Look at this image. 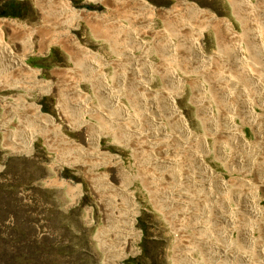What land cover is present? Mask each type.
I'll return each instance as SVG.
<instances>
[{"label": "rangeland", "instance_id": "obj_1", "mask_svg": "<svg viewBox=\"0 0 264 264\" xmlns=\"http://www.w3.org/2000/svg\"><path fill=\"white\" fill-rule=\"evenodd\" d=\"M118 1L0 0V13L9 15L7 20L16 22L14 25H8L9 35H6V31L1 27L0 42L6 40L12 52L21 57L27 66L34 69V76L31 78L27 70L14 64L13 73L9 74L8 81H4L9 83L8 86L0 87V95L3 96L0 98V264H115L113 251L115 248L124 249V245L120 244L121 240L115 235V229H111V221H109V218L112 221L115 219L112 217L119 218L117 221L120 223L124 221L115 211L116 205L135 212V230L139 234L138 240L133 245L135 250L121 256L118 264L182 263L178 259L180 258L178 253L175 254L177 247L182 245L177 243L183 240L181 236L183 229L179 230L182 223L175 218V208L167 200L165 202L162 196H158L160 194L158 191L166 190L165 181H169L170 176L164 173L165 188L161 189L163 186L156 188L149 180L150 176L158 174L156 173L158 169L146 163L152 151L146 150L148 148L143 146L138 135L136 137L129 135L130 131L127 127L118 125V128L112 124L111 120L107 118L104 120L105 118H101L98 113L96 118V113L87 116V112L82 110L86 104L102 109L107 114L112 112L107 107L108 100L101 96L102 94L96 95L94 92L93 89L97 86L95 82L98 81L94 83L93 81L95 77L97 80L105 77L101 81L108 83L110 87L115 86L112 77L115 76L116 68L113 69V67L117 65L126 67L122 64L123 62H119L120 64L115 62L123 46H121V38L117 36L118 33L115 34L116 26L121 18L130 20V13L139 12L133 8L135 0H120L119 3ZM143 1L148 3L157 15L151 16L143 12L142 19L152 20L156 29L167 32H172L176 17L181 16L179 14L181 10L185 13V2H190L198 9L207 11L214 18L232 19L234 25H237L233 14H237L238 8L231 4L234 0ZM65 3L77 11H84L83 18H76L59 8V6H65ZM125 5L128 6L125 7ZM174 10H177L179 16L175 15ZM117 13L120 15L118 16ZM126 19L121 20L126 24L128 21ZM109 35H112L114 39ZM115 36L118 39H115ZM144 37L149 39L148 34ZM115 42L116 45H114ZM202 43L207 52L214 50L217 45L215 34L207 33ZM81 50L87 52L89 50L104 60L101 61L104 70L100 68L95 73L96 71L87 69L83 63L90 60ZM148 56L155 60L157 58L154 52H148ZM79 62L83 66H80ZM112 63L116 65L113 66ZM74 65L80 67L81 72L76 70ZM116 87L120 86L116 85ZM73 88H76L75 91H72ZM77 89L83 91L84 96L77 93ZM70 97H73V101ZM84 97L89 100L86 102ZM189 97L190 92L186 88L184 95L177 98V101L184 110L192 129L202 133L203 126L195 117V108L190 103ZM185 106L187 109L184 108ZM36 113L41 114L39 117L42 118L49 117L50 123L41 125L36 121V116H33ZM121 126L123 128H120ZM245 131L247 136H250L248 129ZM133 146L136 147L133 148ZM147 153L148 158L145 156ZM135 154H140V157L143 155L144 159L138 158L139 156ZM212 158L208 157L207 161L211 162L216 171L223 174V164H221L223 162ZM113 162H119L121 166H117L118 169L112 167L115 166ZM144 163L147 165L145 166ZM139 174L143 177H139ZM224 174L227 178L228 175ZM145 183H147L146 186ZM113 184L121 186L125 192L134 195V206L127 202L129 200L124 199L127 196L124 197L123 190L110 189ZM152 185H154L153 188L149 187ZM151 189L156 192L152 194L154 191ZM154 200L156 202L164 200L165 205L162 202L155 203ZM170 209L174 210V214L169 212ZM166 220L167 223H165ZM169 225L174 231L172 228L169 230ZM188 232L189 230H183L182 234L190 237L192 232ZM174 239H177L176 242Z\"/></svg>", "mask_w": 264, "mask_h": 264}, {"label": "bare ground", "instance_id": "obj_2", "mask_svg": "<svg viewBox=\"0 0 264 264\" xmlns=\"http://www.w3.org/2000/svg\"><path fill=\"white\" fill-rule=\"evenodd\" d=\"M184 4L188 13L186 11L183 13L181 10L179 13L181 16L176 17L172 32H167L163 29H156L152 20L142 19L143 12L149 13L151 16L157 14L145 1L135 0L133 8L139 12H136L137 14L130 13V20L121 18L129 21L126 24L121 19L118 20L119 24L115 30V34L117 32L118 38L122 40L121 46L123 45L115 62H123L122 64L126 67L120 65L116 67V64L112 63L115 66L113 69L116 68L115 76L112 77L113 83H115L113 87L101 81L105 77L100 80L95 77L93 81V83L98 81L95 82L97 86L93 84L94 92L96 95L102 94L101 96L108 100L107 107L112 112L107 114L102 109L86 104L82 110L87 112V116L96 113L95 117L97 118L98 113L101 118H105H103L104 120L106 118L111 120L115 126L127 127V130L130 131L129 135L132 134L135 137L138 135L143 146L148 148L146 150L152 151L149 158L148 153L145 155L148 158L146 163L148 166L158 169L157 172L155 171L158 174H150L152 176H150L151 181L149 180V182H152L151 184H154L156 188L163 186L161 189H164L166 187L165 191H158L160 193L158 196H162L165 202L167 200L175 208V218L182 223L180 229H177L181 230L182 228L189 230L188 233L192 232L188 237V235L184 236L183 230H181L183 240L177 243L182 245L177 247L176 252L173 250L180 256L178 258L182 261L180 264H264V0L231 1V4L238 8V12L236 11L238 15L233 14L237 25H234L232 19L229 18H214L207 11L198 9L190 2ZM59 8L76 18H83L85 15L84 11H77L68 3H65V6H59ZM173 12L175 15L177 14V10ZM5 23L14 25L16 22L15 20L0 21L1 26ZM211 32L215 34L217 45L216 48L213 46L214 50L207 52L202 40L207 33ZM145 34L149 35L148 40L144 39ZM109 36L112 38V35ZM116 44L115 42L114 45ZM82 52L86 53V58L89 57L90 60L83 63L87 69L95 72L103 67L101 61L104 60L99 56L89 50ZM137 52L140 54H136ZM148 52H154L157 56L156 60L155 58L151 59ZM13 58L15 64L19 68L27 70L33 78L34 69L27 66L18 55L14 54ZM124 61L126 62L124 63ZM106 64L105 66H107ZM83 65L80 63V66ZM112 65H110L111 70ZM75 69L81 72L80 67H75ZM95 75L97 76V74ZM197 79L199 80L197 81ZM155 83L158 85H154ZM116 85L120 87L118 88ZM186 88L190 92L189 101L195 108V117L203 126L201 127L203 128L202 133L192 129L184 110L181 109V105L177 101V98L184 95ZM74 89L76 88L71 90L75 91ZM76 92L84 96L83 91L77 89ZM72 98L71 101H73ZM81 100L83 102V99ZM87 100L89 99H86V102ZM102 100L106 102L104 99ZM185 104L187 105V103ZM184 108L187 109L186 106ZM40 115L39 113L33 115L36 116L37 122L41 125L50 123L49 117L42 118L39 117ZM246 129L250 132V136H247ZM29 142L30 138L27 143L29 144ZM135 147L133 146V148ZM143 152H146L145 149ZM135 155L139 156L140 154ZM208 157L223 162L221 164H223L224 173L228 175L227 178L224 173L222 174L212 167L211 162L207 161ZM118 163L113 162L115 166L112 167L117 168L120 165ZM164 173H168L167 175L170 176V178L168 177L169 181H165L166 185L164 184ZM154 185L149 187L153 188ZM110 187L115 191L123 190L119 185L113 184ZM78 192L80 194V191ZM122 193L124 197L127 196L124 199L129 200L127 202L134 206V195L132 196L124 190ZM112 199H110L111 202ZM158 202L155 201V203ZM161 202L164 204V200ZM161 202L159 203L161 204ZM164 208L167 207L164 206ZM115 209L124 220L123 223H120L117 221L119 218L112 217L115 218L113 221L109 218L111 229H115L117 239L121 240L120 244L124 245V249L115 248L113 251L114 256H112L115 264H118L121 256L135 250L133 245L138 240L139 234L135 230V212L132 209L127 211L125 207L117 205ZM173 211L171 212L173 213ZM168 222L170 223V221ZM174 225L173 227H175ZM171 228L172 226L169 230ZM172 233L174 235V232ZM126 249L127 251H125ZM173 264L175 263L173 262Z\"/></svg>", "mask_w": 264, "mask_h": 264}, {"label": "crops", "instance_id": "obj_3", "mask_svg": "<svg viewBox=\"0 0 264 264\" xmlns=\"http://www.w3.org/2000/svg\"><path fill=\"white\" fill-rule=\"evenodd\" d=\"M8 17H9V15H7V14L0 15V21L1 20H7ZM2 26H3V30L6 31V35L7 34L9 35L10 30L8 28V23L3 24ZM2 26L0 25V30H1ZM5 41L3 40V42L6 44V47H4L5 44L3 45L2 41L0 42L1 43L0 44V61H1L0 62V87H2V88L5 86H8L9 83L8 82L5 83L4 81H8L9 74L13 73V68H14V64H15L14 58H13L14 53H12L10 46ZM11 70H12V72H11ZM0 96H1L0 98L3 97L2 95H0Z\"/></svg>", "mask_w": 264, "mask_h": 264}, {"label": "trees", "instance_id": "obj_4", "mask_svg": "<svg viewBox=\"0 0 264 264\" xmlns=\"http://www.w3.org/2000/svg\"><path fill=\"white\" fill-rule=\"evenodd\" d=\"M3 14H5V13H0V15H3Z\"/></svg>", "mask_w": 264, "mask_h": 264}]
</instances>
